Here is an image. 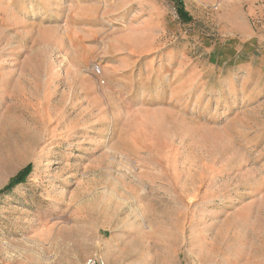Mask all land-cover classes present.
<instances>
[{"label": "rangeland", "instance_id": "obj_1", "mask_svg": "<svg viewBox=\"0 0 264 264\" xmlns=\"http://www.w3.org/2000/svg\"><path fill=\"white\" fill-rule=\"evenodd\" d=\"M253 1L0 0V264H264Z\"/></svg>", "mask_w": 264, "mask_h": 264}, {"label": "trees", "instance_id": "obj_2", "mask_svg": "<svg viewBox=\"0 0 264 264\" xmlns=\"http://www.w3.org/2000/svg\"><path fill=\"white\" fill-rule=\"evenodd\" d=\"M30 173V166L28 165L25 167L21 172H19L10 182L9 184L3 189V191H8L12 187L18 185L19 183H22L26 176ZM2 191L0 192V194Z\"/></svg>", "mask_w": 264, "mask_h": 264}, {"label": "built area", "instance_id": "obj_3", "mask_svg": "<svg viewBox=\"0 0 264 264\" xmlns=\"http://www.w3.org/2000/svg\"><path fill=\"white\" fill-rule=\"evenodd\" d=\"M97 74L100 73L99 69L96 67ZM83 264H103L100 259H87Z\"/></svg>", "mask_w": 264, "mask_h": 264}, {"label": "crops", "instance_id": "obj_4", "mask_svg": "<svg viewBox=\"0 0 264 264\" xmlns=\"http://www.w3.org/2000/svg\"><path fill=\"white\" fill-rule=\"evenodd\" d=\"M249 3H251V5H252L251 10H253V7H254V1L251 0V2H249Z\"/></svg>", "mask_w": 264, "mask_h": 264}]
</instances>
